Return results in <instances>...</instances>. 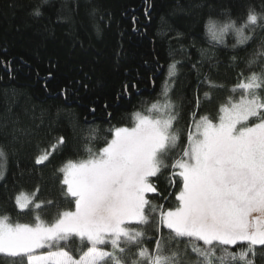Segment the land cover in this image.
<instances>
[{
    "label": "trees",
    "instance_id": "trees-1",
    "mask_svg": "<svg viewBox=\"0 0 264 264\" xmlns=\"http://www.w3.org/2000/svg\"><path fill=\"white\" fill-rule=\"evenodd\" d=\"M249 11L264 15V0H0V216L34 223L38 212L51 223L59 212L74 211L60 169L86 159L87 148L99 151L114 129L133 127L136 113L161 115L149 109L168 101L179 147L164 157L169 167L151 178L157 192L148 199L164 211L175 208L182 180L171 165L188 147L189 133L202 117L217 120L221 106L240 99L237 86L264 72V21L235 47L234 33L217 42L206 27L210 19L239 26ZM20 193L41 208L21 211ZM136 226L145 234L140 247L152 251L159 240L166 250L185 248L187 238L173 239L158 212ZM87 246L74 238L66 250L77 258ZM136 252L129 246L125 259ZM250 258L264 264V246ZM196 259L189 249V264ZM0 264L22 261L0 254Z\"/></svg>",
    "mask_w": 264,
    "mask_h": 264
},
{
    "label": "snow or ice",
    "instance_id": "snow-or-ice-1",
    "mask_svg": "<svg viewBox=\"0 0 264 264\" xmlns=\"http://www.w3.org/2000/svg\"><path fill=\"white\" fill-rule=\"evenodd\" d=\"M261 21L264 15L249 11L239 26L231 19L222 24L210 19L206 27L217 42L234 33L235 47L249 42L252 36L246 31H254ZM174 72L172 65L169 75ZM237 87L242 90L239 101L221 106L218 123L202 117L196 133H189L182 157L171 165L182 180L175 208L164 211L146 198L157 192L151 178L169 167L164 157L179 139L172 131L176 116L168 101L163 109L157 103L149 109L161 115L136 113L133 127L116 128L99 151L87 148L86 159L68 161L60 169L74 211L59 212L51 223L38 212L34 223L0 216V254L22 264H189L190 249L197 257L194 264H253L250 257L257 246H264V72H253ZM47 159L46 153L36 163ZM15 203L28 210L33 198L20 193ZM41 206L35 203L33 210ZM157 212L159 224L173 239L187 238L184 249L166 250L159 240L152 251L139 246L145 234L129 225L147 224L149 213ZM74 238L88 245L78 259L66 250ZM237 245L239 250L232 251ZM129 246L137 247L130 261L125 259ZM45 248L46 253L37 254Z\"/></svg>",
    "mask_w": 264,
    "mask_h": 264
},
{
    "label": "rangeland",
    "instance_id": "rangeland-1",
    "mask_svg": "<svg viewBox=\"0 0 264 264\" xmlns=\"http://www.w3.org/2000/svg\"><path fill=\"white\" fill-rule=\"evenodd\" d=\"M239 101V100H238ZM219 119V118H218ZM218 119L217 120H212L213 121V123H218ZM201 120V119H200ZM199 120V121H200ZM198 121V122H199ZM121 128V127H120ZM128 128H131V127H128ZM115 130V129H114ZM196 133V126H195V129H194V132H193V134H195ZM113 134H114V131H113ZM113 138V137H112ZM111 138V139H112ZM177 147H179L177 144H176V146H175V148H177ZM174 149V148H173ZM172 149H170V151H171ZM169 151V152H170ZM169 154V153H168ZM182 157V156H181ZM72 162H77V161H72ZM180 170L178 169V172H179ZM148 194L149 193H147L146 194V198H148ZM143 225V224H142ZM141 225V226H142ZM130 227H134V228H137V226L135 225V224H132V225H129ZM202 243V242H201ZM101 247H104L105 248V250H107V251H110V249H111V246L110 245H103V246H101ZM48 251V249L47 248H45V249H39V250H37V254H41V253H46ZM79 257H77V259H78Z\"/></svg>",
    "mask_w": 264,
    "mask_h": 264
}]
</instances>
